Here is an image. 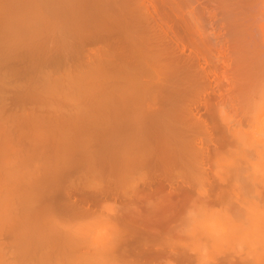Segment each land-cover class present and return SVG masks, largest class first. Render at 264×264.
I'll return each mask as SVG.
<instances>
[{"label": "bare ground", "instance_id": "bare-ground-1", "mask_svg": "<svg viewBox=\"0 0 264 264\" xmlns=\"http://www.w3.org/2000/svg\"><path fill=\"white\" fill-rule=\"evenodd\" d=\"M206 258L264 264V0H0V264Z\"/></svg>", "mask_w": 264, "mask_h": 264}, {"label": "rangeland", "instance_id": "rangeland-1", "mask_svg": "<svg viewBox=\"0 0 264 264\" xmlns=\"http://www.w3.org/2000/svg\"><path fill=\"white\" fill-rule=\"evenodd\" d=\"M221 69H222V68H220V71H221ZM223 74H224V73H223ZM223 77H224V75H223ZM226 78H227V77H226ZM226 78H225V77H224L223 79L221 78L222 80H224V81H221V85H222V84H227V85H226L227 87H225L224 85H222V86H224V87H221V86H220V89H221L220 91H227V92H228V90H229L228 88L231 86V84L229 83L230 78H228V81H226ZM225 81H226V83H225ZM229 84H230V85H229ZM222 88H226V89H222ZM227 92H224L223 94L225 95ZM221 93H222V92H221ZM235 108H238V107H237V106L235 107V105H234V106H233V109H231V112H232V113L230 112V113L232 114L231 117H230V124H232V123H233V124L236 123V122H233V121H237V120H239L238 122H241V121L243 122V120H245V122H246L247 120L244 119V118H246V117H244L243 115H238L239 113H237V111H234V110H237V109H235ZM238 109H239L238 111H242V110H240V108H238ZM233 114H234L235 116H234ZM240 114H243V111H242ZM244 115H246V114H244ZM240 116H243V120L241 119L242 117L240 118ZM233 117H234V118H233ZM236 118H237V119H236ZM232 119H233V120H232ZM235 119H236V120H235ZM231 120H232V121H231ZM238 122H237V124H236V125H238V127H236L235 124H234L233 126H235L236 128H239V126H241V124H244V123H242V122H241V123H238ZM231 126H232V125H231ZM246 126H247V124H245L244 127H243V126H241V127L244 128V129L246 130V128H247ZM232 128H234V127H232ZM242 128H241V129H242ZM205 156H206V155H205ZM199 157H200V156H199ZM203 157H204V156H203ZM203 157H202V160H203ZM205 158H206V157H204V160L202 161V164L205 165V166L203 165V168L205 167V168H206V171L209 173V171H210V169H209V162H210V161L207 160V163H208V164L205 163V161H206ZM207 165H208V166H207ZM207 169H209V171H208ZM204 172H205V171H204ZM207 172H206V173H207ZM210 172H211V171H210ZM210 175L213 177L212 173H210ZM209 177H210V176H209ZM209 179H210V178H209ZM210 180H211V179H210ZM204 183H205V182H204ZM205 185H207V187H208V184H205ZM205 185H204V186H205ZM207 187H205V188L207 189ZM170 189H171V188H170ZM170 189H167V188H166L164 193H168ZM201 189H202V188H201ZM255 189H256V191H259V190H260V189L258 190V188H255ZM167 190H168V191H167ZM171 190H173V189H171ZM204 190H205V189H202V191H204ZM170 193H172V192H170ZM170 193H168V197L163 196L164 200H162V199H158L157 201L162 200L161 202H163V204H165V203H164V202H165V199H168V198H169V200H166V203H168V204H172V203H174L175 200H174L173 202H172L171 200L175 199V197H174L173 199H170V197H169V194H170ZM202 193H204V192H202ZM173 194H174V196H176V195H175V192H174ZM171 195H172V194H171ZM160 196H161V194H160ZM172 197H173V196H172ZM160 198H162V197H160ZM234 202H235V201H234ZM168 204H166V206H168ZM233 204H234V203H233ZM233 204H231V205H227V204H226L227 207H228L229 209H227V210H225V211H224V210L222 211V210L216 208V207H218V206H220V205H218V206H214V207H212V208L209 207V206L207 205V207H204V208H208V209H210V210L215 208V209L212 210V211H215V210L217 209L218 211H220V213H221V212H222V213L225 212V213H223V214H221V215L219 214V215L221 216V218H222L221 221L225 223V227H226V224H227V225H229L230 228H231V225H230L231 222H236L237 224H239V225H238L239 227L242 226V225H243V227H244V224L240 225V224H241L240 219H239V220L237 219V221H235L236 219L233 220L234 218H238L236 215H232V214H234V210H235V204H234V205H233ZM120 205L122 206V204L119 203V205H114V207H113V205H110V207L112 208V211H113V208H114V211H119V213L117 212V214H120V212L123 211V210H121V209L118 210L119 207H117V206H120ZM115 207H117L118 209H115ZM123 207H124V205H123ZM218 208H219V207H218ZM220 208H221V209H222V208H223V209H226L224 206H220ZM130 209H131V208L129 207L127 210H130ZM208 209H206V210L208 211ZM230 209H231L233 212H232ZM127 210H124L125 212L123 213V214H126V216H127V213H126ZM131 210H132V209H131ZM226 211H229V212H232V213H229V212L226 213ZM129 212H131V211H129ZM228 213L231 214L230 217L227 216V217L225 218L226 214H228ZM123 214L121 213L120 215L122 216ZM128 214H129V213H128ZM135 214L139 217V218H137V219H140V218H146V217H144V216H143V217L140 216V215H142V214L138 215L139 213L137 214V212H136ZM229 214H228V215H229ZM130 215H134L133 210H132L131 214L128 215V217H130ZM231 216H232V217H231ZM234 216H236V217H234ZM122 217H125V216L123 215ZM131 217H132V216H131ZM131 217H130V218H131ZM133 217H134V216H133ZM233 217H234V218H233ZM93 218H94V217H93ZM96 218H97V220H99L98 217H95V218L92 219V220H94V222H97V221L95 220ZM226 219H227V220H226ZM231 219H232L233 221H231ZM228 220H229V221H228ZM241 221H242V220H241ZM94 222L91 223V226L94 225L93 229L99 224V223H96L97 225H95ZM239 222H240V223H239ZM236 223H235V226H234V225H233V226H234V227H237L236 229H237L238 231L236 230V232H232V231H234V230H233V229L230 230L229 227H226V229H225V231H227V232H231L232 234L235 233L234 235H232V236L235 237V238H236V236H238V235H236V234H238V233L240 232V230L243 229V227L238 228V226H236ZM231 224H233V223H231ZM101 225H102V224H100V227H104V226H101ZM97 227H98V226H97ZM196 227H197V226H196ZM116 228H117V226H116V227H112V231H111V230H108V229H107V230L105 229L104 232H103V230H100V231H101L102 233L109 232V233H107L108 235L104 234V237L106 236L107 238H110V239H111V237L116 236V235H114V234L117 233V230H118L119 226H118L117 229H116ZM228 228H229L230 231L228 230ZM232 228H233V227H232ZM83 229H84V230L87 229V231H85V233L88 232V228H87V227H85V228H83ZM98 229H102V228H98ZM175 230H176V228H175L174 230H171V232L174 231L173 233L170 232V234L173 235V236H172V238H171V235L169 234L171 239H168V240H173V242H172V241L169 242L168 240H166V239H167V234H166V236H165V234H163V236L166 237V239H165V238L162 239V240L165 241V242H163V243H164V244H165L166 242L169 243V244L167 243V247H171V246L173 247V244H174V245H177V244H175L174 239H176V238H175L174 236H176V237H180V241H179V242H181L182 244H184V243L187 244V243H189V242H196V241H189V242H187V241H186L187 238L184 239L185 242H182V240H181V239L183 238L182 235L187 234V233H184V234H182L181 236H179L178 232L181 231V233H182V232H184V231L178 229V232H177V231H175ZM179 230H180V231H179ZM194 230L196 231V230H199V229H195V227H194V229L192 230L193 232H191V231H187V232H190V235H187L188 240H191V238H193V239L197 240V242H201V243H203V244H206V245H205V246H206L205 248H208V249H206L207 252H205V253L203 254L204 256H206L205 254H207V255L209 256V254H210V255H213V254H211V253H213V252L216 253V251H212V250H210L211 247L209 248V246H212V244H214V243H213L212 240L210 239L211 236H209L210 234L208 233V231H205V230H202V229L199 230L200 232L196 231V233H197L196 235H198V234H200V233L202 232V233L199 235L200 237L198 236V238H199V239H198L197 237H195L196 235H194L195 238L193 237V234H195V233H194ZM95 231H97V229H95ZM105 231H106V232H105ZM110 231H111V232H110ZM83 233H84V231H83ZM88 233H91V231H89ZM93 233H95V232H93ZM102 233H101V234H102ZM174 233H176V235H175ZM231 233H230V234H227V233H226V234H225V233L223 234V232H222V236H223V237H224V236L226 237V238L224 237L223 240H228V242L233 241L232 243H227V244H230V245L233 244V247H235L234 244L237 243V242H236L237 239H235V238L232 239ZM202 234H203V235L205 234V236L208 235L209 240H208V239L205 240V237H204ZM213 234H214V233H212V235H213ZM220 234H221V233H219V236H218V237H222V236H220ZM111 235H113V236H111ZM216 235H218V234H216ZM108 236H110V237H108ZM189 236H191V237L189 238ZM213 236H214V237H217V236H215V235H213ZM230 236H231V237H230ZM173 237H174V238H173ZM228 237H230L231 240H230ZM107 238H104V239H107ZM206 238H207V237H206ZM110 239H107V240H110ZM112 239H113V238H112ZM177 239H179V238H177ZM201 239H202V240H201ZM234 240H235V241H234ZM221 241H222V239H220L218 242H221ZM222 242H225V241H222ZM171 243H172V244H171ZM181 243H179V244H181ZM201 243H200V245H201ZM209 243H211V244H209ZM189 244H190V243H189ZM192 244H198V243H192ZM203 244H202V245H203ZM207 244H209V245H207ZM220 244H221V243H219V246H220V247H225V245H227V244H224L223 246H221ZM168 245H171V246H168ZM214 245L216 246V244H214ZM217 245H218V244H217ZM179 246H182V245H179ZM184 246H185V245H184ZM189 246H190V245H189ZM191 247H192V246H191ZM212 247H213V246H212ZM220 247H218V250H222V249H223V248H220ZM230 247H231V246H230ZM230 247H226V248L231 249ZM241 247H242V246H241ZM241 247H240V246H237V247H235V249H236V248L238 249V248H241ZM167 249H169V248H167ZM213 249H215V248H213ZM242 249H243V247H242ZM218 250H217V251H218ZM209 251H211V252H209ZM228 251H229V250H227V252H228ZM231 251H233V250H230V252H231ZM235 251H236V250H235ZM218 252L220 253V251H218ZM230 252H228L227 254L230 255ZM236 252H237V253H240L239 251H236ZM222 253L225 255V250H223ZM233 254H234V253H232V255H230V256H228V257H231V256L236 255V254H234V255H233ZM214 255H216V256H215V257L209 256V257H210V258H213V259L217 258L216 260H213V261H215V262H216L217 260H220V259L222 258V257H221V258H218V257H220L222 254H221L220 256H218L219 254H217V253L214 254ZM224 255H222V256H224ZM204 256H202V260L204 259V258H203ZM217 256H218V257H217ZM225 256H227V255H225ZM233 258H235V256H234ZM206 259H208V260H206V261H205V260H204V261H201V264H203V262L205 263V262H208V261H209V258H206ZM210 262H211V259H210ZM210 262H209V263H210ZM217 262H218V261H217ZM213 263H214V262H212V263H210V264H213ZM207 264H208V263H207Z\"/></svg>", "mask_w": 264, "mask_h": 264}]
</instances>
